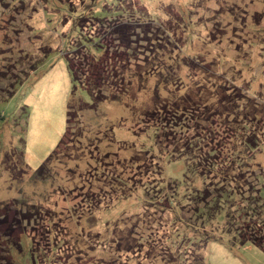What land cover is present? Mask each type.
I'll use <instances>...</instances> for the list:
<instances>
[{
	"label": "rangeland",
	"instance_id": "374dc122",
	"mask_svg": "<svg viewBox=\"0 0 264 264\" xmlns=\"http://www.w3.org/2000/svg\"><path fill=\"white\" fill-rule=\"evenodd\" d=\"M129 18L143 24L154 19L150 25H164L171 42L162 28L163 37L139 28L141 37L133 43L137 60L130 72H120L116 89L123 98L84 109L78 129L64 139L63 155L50 172L35 177L66 133L74 88L78 106L93 103L89 91L73 83L67 55L84 85H95L93 77L113 68L109 63L116 55L108 26ZM98 36L107 46L101 54ZM83 45L97 61L74 56ZM179 46L182 55L175 51ZM125 53L121 45L118 56ZM175 67L182 68L180 82ZM169 77L180 86L162 90ZM176 90L190 110L175 118L171 112L163 132L158 115L149 121L148 116L180 104L171 92ZM0 113L5 115L0 118V218L8 214L11 221L15 211L34 216L23 235L19 229L12 235L25 236L21 243L31 246L35 264H141L133 261L136 255L156 264L166 258L174 231L195 217L196 205L206 204L196 199L208 183L238 194L223 198L225 211L201 233L222 236L204 248L206 264H264V250L213 230H229L226 213L264 185L257 178L264 173V0H0ZM150 127L161 128L155 139ZM22 136L28 167L18 157L5 164L8 149ZM261 195L264 199V189ZM141 203L143 210L133 215ZM253 208L241 224L251 220ZM146 212L148 226L138 225L141 244L134 225ZM115 217L106 230L103 222ZM6 227L2 224L0 232ZM0 244L8 255L2 234ZM3 255L0 264H9Z\"/></svg>",
	"mask_w": 264,
	"mask_h": 264
},
{
	"label": "trees",
	"instance_id": "16d2710c",
	"mask_svg": "<svg viewBox=\"0 0 264 264\" xmlns=\"http://www.w3.org/2000/svg\"><path fill=\"white\" fill-rule=\"evenodd\" d=\"M125 11H128V10L124 9L123 14L120 16H124L126 13ZM120 16H118V17H120ZM118 17H114V18L116 19ZM129 17H131V16L129 15ZM98 19H101V18H98ZM133 19H135V18H133ZM151 20L153 21L154 19L151 18ZM151 20H149L148 22L143 24L140 21L138 22V20L133 21L131 18H129L127 21H123V22L117 21L118 23L115 22L114 24L108 26L109 28H108V30H106V32H107V34H110L113 37V40H114L113 48L115 49L116 55L114 57V61L112 60L113 65L111 63H109V65L113 66V68L107 69L105 71L104 76H103V74H102L103 72H102L100 74L97 73V75H95V77H93V78H95V82H96V83H94L95 85H92L91 83H89L88 87H86L84 85V83L82 81V76L79 77V75H78L79 71L75 67L73 59L71 58L72 55L71 54L67 55L69 65H72V66H70V69H71V72L73 75L72 76L73 77V83L75 85L79 84L80 86L85 87L89 91V93L92 95L93 103L92 104H88V103L83 104V102L81 101L80 106H78L79 105L78 104L79 99L76 96V87L74 88V91L72 92V95L70 96L69 101L67 103V115H66L67 116V129H66V133H65L64 137L61 139L60 143L57 145V147L51 152V154H49V156L39 166L38 170L35 172V177L39 178L37 175L41 174L40 176H42L45 174L46 171L50 172L51 168L54 167V164H53L54 161L57 160L61 154L63 155L64 150H62L61 146L65 142L64 139L69 132L78 129L76 123H78L79 119L82 120L80 116H81V112L84 109H88V108L96 109L97 106L99 105V103H101L102 101L111 100V101L117 102V101H120V98H123L121 96L123 93L121 94V92L116 90V89L121 85V82H118L120 79V72L121 71H123V73L130 72L131 68H132L131 67L132 61L137 60V57L135 55H133V51H134L133 43H134V39L136 37H139V36L141 37V33H140L139 28L144 27L143 33L148 34L149 36H152L154 33H156L157 36H161L162 33L160 32V28H162L163 34H166V36L168 37V40L171 42V40H172L171 37L173 36L171 34V31H169L164 25H160V24L157 25L156 29L153 28V26L150 25L152 23ZM80 27H82L81 24H80ZM163 36L164 35H162L161 37H163ZM96 40H98L97 42H99L98 44H96V47L99 48V51L101 54V52L104 49L106 50L107 46L104 44L103 41H101V38L99 36L96 37ZM121 45L126 49L127 53H125L124 55L118 56V50L121 48ZM182 50H183V48H181L180 46L175 48L177 55H182L181 54ZM75 55H76V57H78V56L84 57V55H90L94 60H96V61L98 60V58H96L97 56L92 55L90 53V51L86 48V46H84L83 51L79 50L76 54H74V56ZM85 58H87V57H85ZM181 59L187 60V57H181ZM76 64H77V66L79 65L78 66L79 69L82 68L83 63H80V61H79V63H76ZM92 66H94V64H92ZM181 69H182L181 67H180V69H179V67H177V68L175 67V72L177 73L179 82H180L179 72L181 71ZM137 73H138V71H137ZM81 74L85 75L84 72H81ZM98 76H99V79H98ZM134 76L136 77L137 75L135 74ZM137 80H139V79H136V82H137ZM179 82L177 81V79H174L173 77H169L166 81H164V85H163L162 90H166V89L169 90V88H171V84L172 85L177 84V86L178 85L180 86ZM113 88H115V89H113ZM179 91L180 90L171 91V92L174 93L173 95L175 96L176 101H179V98H181L180 104H178V103L175 104L173 106V108H168L169 106L167 105L165 108H159L158 112L152 111L153 113H151L148 116V121H149V120H155L157 115H158V120L161 119V122L163 124V126H162L163 132L167 126L166 120H168V118H169L168 116L171 114V112H174V114H172V116L174 117V115L178 116L179 113L185 112V114H186L187 111L190 110V107L189 108L186 107L184 105L185 102L181 101L184 98L181 97V94ZM182 96H184V95H182ZM82 105H84V106L81 107ZM165 109L170 111V112L167 111L168 115H165V117L163 116V119H162L161 113H162V111H166ZM4 116L0 113V118H3ZM16 116L18 119L20 118V116L17 115V113H16ZM143 116H146V114H144ZM255 116L257 117V115H255ZM25 119H26V115H25ZM257 120L260 121V119H257ZM148 130L153 132L154 139H155L156 136L159 135L158 133L161 130V128L157 127L154 130L153 128L150 127V129H148ZM16 141H17V139H16ZM70 142L71 141H69L68 143H70ZM246 142L250 143L249 141H246ZM13 146H14L13 148L11 147L8 149L9 153H10L9 155L11 156V158L9 157L10 158L9 160L5 159L4 163L5 162H13L17 159L16 157H18L19 163H22L28 167V164L26 163V160H25V157L28 154V144L25 140V136L18 138L16 145H13ZM67 147L69 148V144H67L66 148ZM251 149L253 151L255 150L253 147H251ZM255 160H256V158H255ZM211 162H210V165L213 166L214 162L213 163H211ZM10 171H12L11 168H10ZM43 172H44V174H43ZM261 176H263V178H261ZM257 178H258L260 183H264V173L258 175ZM36 180H38V179H36ZM206 185L207 186L204 188L205 190H202L201 193L198 192L199 195L196 199V201L197 200L199 201V198H200V202L198 204H200V203H206V204H204V206L196 205L195 209L194 210L192 209L193 212L195 213V215H194L195 217L192 218L190 221H185L184 225H181L180 227H178V229L174 231L175 234H173V236H171L169 243H167L168 251H167V255L166 256L164 255L166 257L164 259L167 262V264H193V262L190 259V253H194L196 255V256L192 255V257H194V260H196L197 264H206V262L204 260L203 251H204V248L206 247L207 243L211 239L222 240V236H220L219 238H211V237H207V236L204 237L201 233L204 232L203 229L204 228L206 229V226L207 227L209 226V222L217 223L216 216H217V214H219L223 210V203H222L223 198L227 195L230 197H233V193H235V194H238V193L235 192L234 188H230V187H226V186H224L225 187L224 188L222 186V187H217L216 189H214V187H213V189H211L209 183ZM263 189H264V185H261L259 187V189H257V191H254V190L251 191L250 192L251 196L248 198V200L246 198H244V201L242 202L243 205H240V203L238 205H234L233 207L235 209H233V211H229L226 213V220H228L226 226L229 230L223 232L224 229L223 228L219 229L220 227H218V226H217V228H213V230H215V231L218 230L221 233H229L230 236L233 238L234 242L239 241L241 244H247V243L253 244L255 246H258L262 250H264V199L261 195V192ZM239 190H241V188H239ZM214 192H217L218 194H220V196L216 195V193H214ZM202 195H203V197H202ZM236 196H239V195H236ZM211 199H213V200H211ZM91 201H94V199H91ZM142 202H143V200H142ZM191 202L192 201H189V204ZM248 206H250V207L254 206V208L252 207L253 208V214L251 215V220L249 222H247V224L244 223L245 224L244 225V224H241L240 222L242 220H244V217H245L247 210L252 209V208L250 209ZM143 208H144V206L141 203L140 207L137 210L136 209L133 210V215L134 214H136V215L140 214L141 211L143 210ZM223 211H225V210H223ZM207 214H209V217L207 216ZM147 215L148 214L146 212L143 216H141L137 219L139 221V223L134 225V228H136L137 234H138V225L148 226L149 221L145 217ZM232 215H237V217H234L235 223L230 222L231 221L230 217ZM7 216H8V214L5 217L0 218V226L2 224L7 226L6 229L4 230V232H2V233L0 232V234H2V236L6 240V248H4V250L8 252V255H5L6 252L3 253V251H1V249H0V253L4 254L3 256L8 260L9 264H19V260L17 259L15 250L21 255V258H20L21 264H35L36 263L35 252L30 250L31 249L30 245L24 246L21 243L22 238L25 236H23L22 238L19 237L18 239L17 238L15 239L12 234H13V231H15L16 229H19L23 235L26 232V227L31 223V221H34V220L36 221V219H34V216H32V215H29V216H25L23 214L21 215L17 211H15L14 218L11 221H8ZM114 219H116V217L111 219V220H108L106 222H103V224L105 225L106 223L111 222ZM233 225H235V227L231 228ZM109 229H110V225L108 223L106 230H109ZM133 234H134L133 235V240H134V238H135L134 229H133ZM190 235H191V237H190ZM196 236H198L199 238L194 239L193 237H196ZM139 237H140V240H139L140 243L144 244V239L142 238V236L139 235ZM191 246H192L193 250L189 251V247H191ZM133 247H135L134 244H133ZM186 247L188 250L185 252H182V250ZM162 249H163V247H162ZM140 250H141V254H142L143 248H141ZM187 252H189V253H187ZM22 256H24V258ZM160 258H162V257H160ZM164 259L163 258L159 259V260L156 259L154 261H157L156 264H166L164 262ZM134 260H137V262H140L141 264H151V263H149V260L152 261V259H149L147 256H138V255H136L133 258V261ZM152 264H153V262H152Z\"/></svg>",
	"mask_w": 264,
	"mask_h": 264
}]
</instances>
